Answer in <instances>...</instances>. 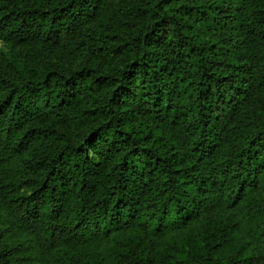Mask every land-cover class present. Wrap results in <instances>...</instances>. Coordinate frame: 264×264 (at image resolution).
<instances>
[{
	"label": "trees",
	"instance_id": "obj_1",
	"mask_svg": "<svg viewBox=\"0 0 264 264\" xmlns=\"http://www.w3.org/2000/svg\"><path fill=\"white\" fill-rule=\"evenodd\" d=\"M0 43V264H264V0H0Z\"/></svg>",
	"mask_w": 264,
	"mask_h": 264
},
{
	"label": "rangeland",
	"instance_id": "obj_2",
	"mask_svg": "<svg viewBox=\"0 0 264 264\" xmlns=\"http://www.w3.org/2000/svg\"><path fill=\"white\" fill-rule=\"evenodd\" d=\"M11 48H9L8 46H5L3 43H0V51L4 52L7 56L8 59L12 60L18 68L20 69H24L26 68L27 64L25 62L24 58H19L17 56V50H10ZM85 63V60L83 57H79L78 59L74 60L72 62V64L74 66H80L83 65ZM243 242H248L249 239L244 237L242 239ZM248 249H251L250 245H248ZM91 251H93L96 254L100 255V258H105L108 255L109 252V247L108 244L105 243H97L94 246L91 247L90 249Z\"/></svg>",
	"mask_w": 264,
	"mask_h": 264
}]
</instances>
